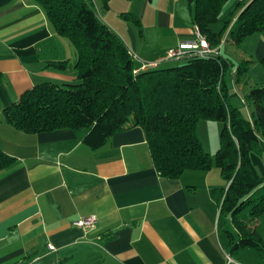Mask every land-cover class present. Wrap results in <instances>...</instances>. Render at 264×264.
<instances>
[{"label": "crops", "instance_id": "1", "mask_svg": "<svg viewBox=\"0 0 264 264\" xmlns=\"http://www.w3.org/2000/svg\"><path fill=\"white\" fill-rule=\"evenodd\" d=\"M94 2L99 19L141 59L163 57L192 37L187 0H108V9ZM121 13L135 15L140 26ZM236 48L232 61L249 60V68L239 83L232 68L229 99L249 117L244 94L264 83V31ZM63 59L72 62L74 49L37 2L0 0V145L12 158L0 170V264H264V251L231 247L227 231H236L220 216L213 191L225 184L219 169L161 175L140 126L93 149L83 141L85 129L29 134L4 121L2 110L35 84L76 81L71 67L48 65ZM251 160L264 176V154L253 152ZM89 216L96 218L92 228L72 224ZM250 226L264 241V213Z\"/></svg>", "mask_w": 264, "mask_h": 264}, {"label": "trees", "instance_id": "2", "mask_svg": "<svg viewBox=\"0 0 264 264\" xmlns=\"http://www.w3.org/2000/svg\"><path fill=\"white\" fill-rule=\"evenodd\" d=\"M34 1L75 53L72 62L49 60L48 65L60 70L71 67L76 81L35 84L2 110L4 121L29 134L85 129L83 141L93 149L115 132L140 126L161 175L177 178L187 170L219 169L225 184L213 191L219 195L220 216L229 218L236 231V235L227 231L231 247L264 251V241L250 226L264 213V176L251 160L253 152L264 154V83L244 94L251 108L246 117L230 102L224 75L235 66L233 79L239 83L249 60L235 64L220 50L223 38L229 36L239 46L247 36L264 31V0L234 3L230 18H223L218 31L212 24L229 0H187L191 25L217 53L192 55L178 66L161 64L138 74L133 73L136 63L123 40L97 16L94 0ZM100 1L101 8H109L108 0ZM120 15L140 26L135 15ZM260 63L264 67V58ZM200 119L222 123L214 157L204 150L197 134ZM11 163L0 145V170Z\"/></svg>", "mask_w": 264, "mask_h": 264}, {"label": "rangeland", "instance_id": "3", "mask_svg": "<svg viewBox=\"0 0 264 264\" xmlns=\"http://www.w3.org/2000/svg\"><path fill=\"white\" fill-rule=\"evenodd\" d=\"M234 7V4L232 2V0H229L225 6L223 7L222 13L220 15L219 20L216 23L212 24V27L215 30H219L222 26V20L223 18H227L229 19L231 15H228V12L231 10V8ZM238 15V13H237ZM237 15H233V19H236ZM229 28V25L227 26V29ZM226 30V29H225ZM226 34V33H225ZM166 41L164 42V44H166ZM146 43L151 44L152 47H155L156 43L153 37H148L146 39ZM157 46H161V45H157ZM157 48V47H156ZM221 54L224 57H228L231 60H237V55H238V50L236 48V45H234L229 36L227 37L226 41H223L221 43ZM134 53V51H132ZM136 55V59H135V63L137 65H139L141 60V57L139 55H137L136 53H134ZM146 61H152V60H146ZM184 63L183 59H178V60H170L168 62H165L162 64L163 67H171V66H178L180 64ZM231 71L232 68H228L225 72L224 75V80L225 83L227 85V91H228V95H229V91L233 90V87L231 84ZM246 105L248 106V104L246 103ZM244 114V112H243ZM222 127V123L216 120H209V119H200L198 124H197V134L199 136V138L201 139L202 142V146L204 148L205 151L209 152L211 154V156L214 157L215 152L219 146V135H220V130ZM216 168L218 169L216 166L211 167L209 170ZM220 173V171H219Z\"/></svg>", "mask_w": 264, "mask_h": 264}, {"label": "built area", "instance_id": "4", "mask_svg": "<svg viewBox=\"0 0 264 264\" xmlns=\"http://www.w3.org/2000/svg\"><path fill=\"white\" fill-rule=\"evenodd\" d=\"M233 3H246L247 0H232ZM242 9V8H241ZM239 10L237 11V13ZM235 19L232 20L231 25ZM224 41V38L222 42ZM132 58L136 59V55L129 50ZM217 53L215 48L210 47L207 40L202 36L199 29L196 26H192V37L189 39H182L177 42L176 45L169 47L165 55L158 59L152 61L141 60L139 65H135L133 68V73L138 74L140 72L148 71L160 66L166 60H178L186 57H191L192 55H199L202 57L209 56L211 54ZM73 225L81 227L83 229L92 228L96 224V218L94 216H89L81 218L72 222Z\"/></svg>", "mask_w": 264, "mask_h": 264}]
</instances>
